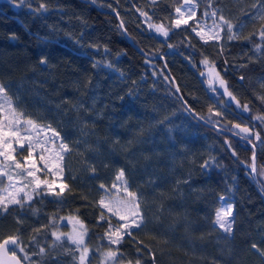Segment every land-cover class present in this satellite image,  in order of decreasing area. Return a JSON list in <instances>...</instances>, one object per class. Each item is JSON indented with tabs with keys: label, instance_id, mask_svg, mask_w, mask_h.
I'll return each mask as SVG.
<instances>
[{
	"label": "trees",
	"instance_id": "obj_1",
	"mask_svg": "<svg viewBox=\"0 0 264 264\" xmlns=\"http://www.w3.org/2000/svg\"><path fill=\"white\" fill-rule=\"evenodd\" d=\"M133 2L146 4V0H120L118 6L132 39L119 33L117 25L120 21L111 9L100 6L107 3L115 6L116 0H97L96 5L90 0H48L49 13L43 18L32 14L31 51L37 58L41 53L46 54L49 65H38L14 77L9 83V91L14 99L19 97L20 106L28 113L58 126L74 146V151L67 157V165L69 182L77 193L68 197L61 214L85 203L79 199L81 193L97 198L99 182L110 184L115 170L124 167L134 190L145 196L149 224L138 235L152 246L157 264H264V259L251 249L253 242H260L264 237V195L246 163H241L251 162L252 146L234 138L233 146L239 156L236 159L225 150L223 136L184 110V100L179 99V95H183L200 113L207 111L210 100L198 73L182 58L169 57L168 69L180 88L179 95L176 87L159 75L161 71L167 73L162 61L157 60L154 68L144 63L138 47L147 51L159 45L149 38L146 30L142 34L143 25L137 28ZM199 2L203 12L206 0ZM2 3L0 0V6ZM29 3L33 7L38 6L37 0H29ZM170 3L171 0H166L160 4L164 11L156 12V22L171 11ZM254 3L256 0H245L243 4L247 8L244 10L251 11ZM237 5L238 2L233 3L232 0H219L216 6L233 11L235 14L228 12V15L235 19L240 16ZM58 7L64 10L61 12ZM77 16L83 17L89 25L84 29L88 33L85 43L99 40L108 44L112 50L109 59L121 50L126 53L118 63L126 78H118V73L97 74L91 67L89 56L76 50L64 33L81 31L83 26ZM245 24L243 34L247 35L259 26V21L246 20ZM53 25L61 30L58 35L49 27ZM183 35L178 32L170 42L179 43ZM38 36L42 39L38 40ZM249 47L243 41L233 42L227 57L230 65L238 64L241 53ZM205 50L214 55L211 47ZM96 57L100 58L99 54ZM195 59L197 62L200 59L198 52ZM218 64V70L242 104L250 103L253 113L264 108L257 99V94L264 91L259 85V80L264 79V59L240 71L235 67H228L225 71L224 58L219 59ZM153 71L158 75L153 76ZM241 73L246 76L243 83L238 79ZM133 80L136 85L132 84ZM129 88L135 91V96L127 94ZM121 96L123 100L119 99ZM81 103L85 108L78 112L73 105ZM165 117L168 120L161 125L159 121ZM168 129H172L171 133ZM82 131L87 135H82ZM77 140L86 141L93 151H84L85 145H76ZM77 147L79 152L75 150ZM255 151L258 170L264 172L263 154L257 149ZM210 157H215L220 166L202 170L200 164ZM85 159L95 164L97 179L90 178ZM73 176L75 180H72ZM189 177V183L184 184L182 181ZM256 177L264 186V177L261 174ZM150 180L154 183L149 184ZM177 181L181 183L178 185ZM175 188L178 190L173 191ZM229 188H232L231 192ZM221 194L230 196L229 200L234 204L235 223L230 236L218 228L214 229L211 223ZM161 205L163 208L158 211ZM36 207L42 210L38 217L28 216L24 230L26 242L32 226L45 223L47 214L58 205L37 203ZM94 211L91 207H81L82 218L94 223L91 215ZM156 216L160 217L159 221L155 220ZM62 225L61 231L69 232V226L64 222ZM0 226L5 231L14 228L13 216L9 214L0 220ZM99 232L102 230L92 229L88 240L90 247L97 245ZM260 247L264 248V243H260ZM122 250L135 255L129 242L123 245ZM63 259L65 264H70V257ZM97 262L98 255L93 257L92 264Z\"/></svg>",
	"mask_w": 264,
	"mask_h": 264
},
{
	"label": "snow or ice",
	"instance_id": "obj_2",
	"mask_svg": "<svg viewBox=\"0 0 264 264\" xmlns=\"http://www.w3.org/2000/svg\"><path fill=\"white\" fill-rule=\"evenodd\" d=\"M93 5L97 0H90ZM166 0H146L145 5L132 3V8L137 14V28L141 32L146 30L149 38L159 46L148 49L138 47L137 51L144 57V63L150 67L156 66V61L163 62V68L169 69V57L182 58L184 62L194 69L206 86L210 103L205 113L197 110L181 95L184 100V110L198 121L210 126L217 135L224 137L226 151L239 159L233 146V139L238 138L252 146L251 162L246 163L251 174L260 175L257 167V154L255 149L264 145V108L253 113L250 103H241L237 95L231 89L229 82L218 70V61L224 58L225 71L228 67H235L236 71L247 69L249 65L264 59V0H256L252 4L251 11L240 10V16L232 19L225 14L224 8L217 7L219 0H206L205 9L200 11L199 0H171V11L160 22H156L154 15L160 9V4ZM16 7L27 5L29 11L37 18H43L51 8L48 0H37L38 6L33 7L29 0H11ZM120 0H116L106 6L111 9L120 23L117 25L119 33L132 39L126 24L118 10ZM63 11L62 7H58ZM82 24L79 33L65 32V36L72 41L74 47L81 55L89 56L91 67L100 72L118 73V78H126V73L119 66V58L126 55L121 50L116 52L114 58L112 50L106 43L99 40L87 41L88 35L84 31L89 25L83 17L77 16ZM259 21V26L254 31L244 35L245 21ZM57 35L61 31L56 26H49ZM183 33L179 43L170 42L173 35ZM15 39V35L11 37ZM55 38V37H53ZM159 38V39H158ZM37 39H42L37 37ZM243 41L250 45L247 51H243L239 57V63L230 65L227 57L230 55V46L233 42ZM211 47L214 51L209 54L205 49ZM200 59H195L196 53ZM99 54L100 58L96 57ZM39 65L48 66L49 59L44 53L39 56ZM153 76L158 73L153 71ZM165 81L175 85L171 71H161ZM143 79V77H141ZM241 83L246 79L245 74L238 76ZM91 83V80H89ZM136 85L135 80L132 81ZM259 85L264 90V79L259 80ZM175 91L180 92L177 86ZM129 96L136 93L129 88ZM119 99L123 100L121 96ZM257 99L264 105V91L257 94ZM79 110L84 109L83 103L73 105ZM246 114V115H245ZM168 120L159 121L161 125ZM172 129H168L171 133ZM82 135H87L82 131ZM84 144V151H93L92 146L86 141L77 140L76 145ZM76 151H80L77 147ZM74 151V146L69 142L67 134L58 126H54L49 120L33 116L20 106L19 97L13 98L9 87L0 82V220L9 214L13 216L15 227L5 231L0 226V264H65L63 258L70 257V264H92L93 257L98 255L97 264H157V256L152 246L140 239L139 233L148 228L149 217L146 212L145 196L139 190H134L124 167L115 170L112 182H99L96 187L97 198H90L87 194H79V199L84 201L82 205L64 212V206L68 203V197L77 193L72 183L69 182L67 157ZM91 179H97V168L88 159L84 160ZM108 165H105L107 167ZM220 166L215 157L205 159L200 164L202 170ZM264 169V166H262ZM76 177L73 176L72 180ZM191 177L183 180L188 184ZM154 181H149V184ZM181 181H177L179 185ZM178 188L173 189L177 191ZM232 188H229V192ZM264 195V186L261 188ZM230 196L221 194L220 207L215 210L212 219L213 228L221 229L226 234L234 231L235 212L234 204L228 203ZM37 203H55L58 207L47 214V221L32 226L27 242L24 237L25 225L28 216L38 217L41 208ZM81 207L95 209L94 223L86 222L81 213ZM163 205L158 211H161ZM156 216L155 220L159 221ZM62 222L71 226L69 232L61 231ZM91 225V226H90ZM101 229L97 233V245L93 248L88 244L92 229ZM129 242L135 255L125 253L123 245ZM264 237L260 242H253V249L264 259ZM67 245V246H66ZM62 250V251H61Z\"/></svg>",
	"mask_w": 264,
	"mask_h": 264
},
{
	"label": "rangeland",
	"instance_id": "obj_3",
	"mask_svg": "<svg viewBox=\"0 0 264 264\" xmlns=\"http://www.w3.org/2000/svg\"><path fill=\"white\" fill-rule=\"evenodd\" d=\"M232 2H238V10L247 8L243 4L245 0H232ZM224 10L227 15L228 12H233L227 8H224ZM233 14L235 13L233 12ZM32 21V13L26 5L16 7L11 3V0H3L0 6V82L8 87L14 77L23 74L25 71L33 70L39 65V58L31 51L32 34L30 26ZM13 35H15V39L11 38ZM33 36H36V34ZM256 149L263 154L262 159L264 160V145ZM169 162H171V159ZM261 176L264 177V172H261ZM227 202L232 203L231 200ZM221 203L219 201V207ZM68 226L70 231L71 226ZM221 231L223 232V230Z\"/></svg>",
	"mask_w": 264,
	"mask_h": 264
},
{
	"label": "water",
	"instance_id": "obj_4",
	"mask_svg": "<svg viewBox=\"0 0 264 264\" xmlns=\"http://www.w3.org/2000/svg\"><path fill=\"white\" fill-rule=\"evenodd\" d=\"M129 42L134 46V44H133V42L131 41V40H129ZM166 70V72H168V69H165ZM175 87H177L176 86V84L174 85ZM180 94V92L179 93H177V95H179ZM181 95H179V97H180ZM200 123H203L204 124V122L203 121H200ZM205 126H208V125H206V124H204ZM208 127H210V126H208ZM211 128V127H210ZM252 178H253V180H254V182H257V184H258V186L257 187H259V189L261 190V184L257 181V177H256V174H252V176H251Z\"/></svg>",
	"mask_w": 264,
	"mask_h": 264
}]
</instances>
